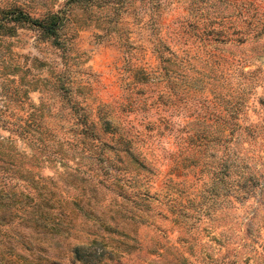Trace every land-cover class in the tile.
Instances as JSON below:
<instances>
[{"label":"rangeland","instance_id":"374dc122","mask_svg":"<svg viewBox=\"0 0 264 264\" xmlns=\"http://www.w3.org/2000/svg\"><path fill=\"white\" fill-rule=\"evenodd\" d=\"M264 264V0H0V264Z\"/></svg>","mask_w":264,"mask_h":264},{"label":"trees","instance_id":"16d2710c","mask_svg":"<svg viewBox=\"0 0 264 264\" xmlns=\"http://www.w3.org/2000/svg\"><path fill=\"white\" fill-rule=\"evenodd\" d=\"M80 248L78 246H76L75 248V254L80 258L82 259L85 264H88V262H92V257L95 256V257H98L99 255L96 256V252H91V253H88L85 255V253L81 250H79Z\"/></svg>","mask_w":264,"mask_h":264}]
</instances>
